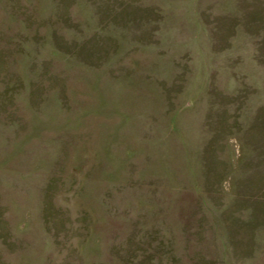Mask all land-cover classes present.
Returning <instances> with one entry per match:
<instances>
[{
    "label": "rangeland",
    "instance_id": "1",
    "mask_svg": "<svg viewBox=\"0 0 264 264\" xmlns=\"http://www.w3.org/2000/svg\"><path fill=\"white\" fill-rule=\"evenodd\" d=\"M0 264H264V0H0Z\"/></svg>",
    "mask_w": 264,
    "mask_h": 264
}]
</instances>
